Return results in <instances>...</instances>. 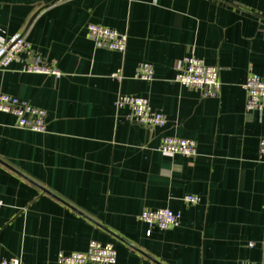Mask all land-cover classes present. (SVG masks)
<instances>
[{
    "label": "crops",
    "instance_id": "crops-1",
    "mask_svg": "<svg viewBox=\"0 0 264 264\" xmlns=\"http://www.w3.org/2000/svg\"><path fill=\"white\" fill-rule=\"evenodd\" d=\"M89 24L124 34L125 51L94 48ZM16 34L60 76L22 72L23 54L0 67V94L46 113L35 133L0 112V261L56 264L95 241L115 264H264V110L245 111L243 89L263 70L264 0H0V38ZM189 56L218 68L217 98L174 81ZM118 95L166 125L137 124ZM163 137L193 140L195 156L159 152ZM159 209L179 226L138 221Z\"/></svg>",
    "mask_w": 264,
    "mask_h": 264
},
{
    "label": "built area",
    "instance_id": "built-area-1",
    "mask_svg": "<svg viewBox=\"0 0 264 264\" xmlns=\"http://www.w3.org/2000/svg\"><path fill=\"white\" fill-rule=\"evenodd\" d=\"M86 38L96 49H105L123 53L126 49V36L116 30L101 25L89 24L86 27ZM20 54L27 57L22 72L60 76L52 64L46 65L44 59L32 50L23 35L16 34L5 40L0 38V67H7L11 62L19 60ZM174 81L188 88L200 91L203 97L217 98L220 90L218 68L207 66L200 59L193 56L183 58L177 62ZM154 70L150 64L139 63L134 72V79L150 82ZM117 80L120 72L113 74ZM245 91V111H255L262 116L264 110V65L261 74L248 72L243 85ZM116 108H127L131 119L146 128L163 127L167 118L160 112L152 110L149 100L133 96L118 95L115 102ZM0 112L11 114L19 128L35 133H45V111L29 105L6 94H0ZM157 150L164 154H178L183 157H194L196 145L193 140L174 137H163ZM258 155L264 156V138L259 142ZM187 204H197L196 196H186ZM2 202L0 201V207ZM138 221L146 224L150 229L160 230L177 228L180 224V214L168 209L143 210L137 217ZM251 245V244H250ZM116 252L109 244H100L91 241L87 250L72 252L68 255L58 254L56 264H115ZM0 264H23L17 258L1 260ZM238 264H252L241 261Z\"/></svg>",
    "mask_w": 264,
    "mask_h": 264
}]
</instances>
